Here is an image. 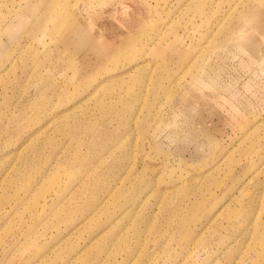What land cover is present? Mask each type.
Wrapping results in <instances>:
<instances>
[{"label": "rangeland", "instance_id": "obj_1", "mask_svg": "<svg viewBox=\"0 0 264 264\" xmlns=\"http://www.w3.org/2000/svg\"><path fill=\"white\" fill-rule=\"evenodd\" d=\"M0 264H264V0H0Z\"/></svg>", "mask_w": 264, "mask_h": 264}]
</instances>
